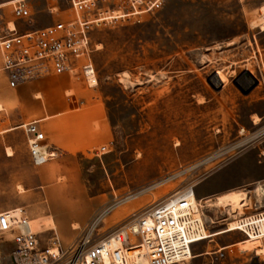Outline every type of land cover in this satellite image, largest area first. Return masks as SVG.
<instances>
[{
  "label": "rangeland",
  "instance_id": "374dc122",
  "mask_svg": "<svg viewBox=\"0 0 264 264\" xmlns=\"http://www.w3.org/2000/svg\"><path fill=\"white\" fill-rule=\"evenodd\" d=\"M262 4L165 0L158 10L95 26L90 57L96 81L89 84L82 73L71 72L81 78L84 99L71 91L64 95L69 109L98 104L111 136L106 153L78 158L67 167L68 175L61 165L33 167L21 129L1 133L11 114L0 101V211L22 208L42 244L59 239L67 245L87 231L93 237L108 234L130 213L189 187L197 201L242 190L250 207L256 198L251 191L257 185L264 191V34L254 25ZM32 5L29 25L18 22L23 28L71 15L67 5L59 4L52 14L44 0ZM217 70L227 78L224 85L211 83ZM246 72L257 82L248 93L252 81ZM7 92L1 73L0 98ZM49 173L54 179L42 182L40 174ZM50 188L72 196L48 198L44 193ZM75 202L82 208L73 207ZM249 212L244 207L243 213ZM204 213L215 222L205 232L215 241L205 240L204 248L236 244L214 263L203 255L185 264H239L254 256L243 234L222 230L236 218L228 209L204 208ZM43 215H52L54 230ZM10 248L1 242L5 262ZM256 262L264 264V256Z\"/></svg>",
  "mask_w": 264,
  "mask_h": 264
},
{
  "label": "built area",
  "instance_id": "2783aa9c",
  "mask_svg": "<svg viewBox=\"0 0 264 264\" xmlns=\"http://www.w3.org/2000/svg\"><path fill=\"white\" fill-rule=\"evenodd\" d=\"M33 1L0 0V72L5 74L11 89L48 71L56 74L79 71L88 80L89 72L95 75L90 57L92 29L158 10L165 0H44L50 14L58 12L60 5H67L70 18H60L44 27L23 28L18 22L29 25ZM259 17L262 18L259 29L264 34V4L259 8ZM16 129L26 135L33 167L56 158L47 151L44 133L36 123H22ZM99 148L98 153H106L107 147ZM158 185L152 184L146 191ZM261 191L259 194L253 191L255 201L250 207L245 206L250 212L238 214L233 220L232 231L259 242L257 248L262 253L257 248L252 250V262L264 256V191ZM193 194L192 187L170 194L147 209L130 213L108 234L93 237L87 231L67 245H62L59 239L42 244L23 210L18 220L8 209L0 211V249L1 242L11 245L6 256L8 262L0 256V264L185 263L191 259L193 246L209 239L204 232L209 231L213 220L212 217L207 220L204 207L193 204ZM136 195L119 200L126 202ZM232 248L219 250V258L224 250L231 252Z\"/></svg>",
  "mask_w": 264,
  "mask_h": 264
},
{
  "label": "crops",
  "instance_id": "0c3cea01",
  "mask_svg": "<svg viewBox=\"0 0 264 264\" xmlns=\"http://www.w3.org/2000/svg\"><path fill=\"white\" fill-rule=\"evenodd\" d=\"M1 73L5 79L6 88L11 92L5 93L8 95L0 98L6 110L8 109L11 114V117L7 120L8 128H16L22 123H36L38 129L44 133L45 143L54 153H57L56 158L44 165L66 167L64 172L68 175L70 174V168L67 167L74 165L78 158L92 156L95 150L109 143L111 132L105 120V113L98 104L69 109L66 103L64 95L66 91L76 94L78 99H84L85 94L80 92L82 88L80 77L74 78L70 75V72L56 74L48 71L37 76L36 79L21 82L17 87L11 89L7 85L5 74L0 72V75ZM91 80H89V84ZM94 80L96 81V79ZM40 178L42 182H48L54 179V175L50 173L46 175L40 174ZM44 194L48 198L72 196L70 191L62 188H50ZM32 197H37V195ZM100 202V200L95 201V207H98ZM71 204L77 210L83 206L81 202ZM48 217L53 222V229L49 227V230H54L56 224L52 215H43L40 219ZM74 227L76 228L77 224H74ZM204 241L193 246L192 253L196 256L193 259L206 255L210 258L211 263H214L215 259H220L219 250L226 248V246H235L236 244L226 243L220 246L216 244V246L210 247L211 249H207L203 246ZM208 241L213 242L215 240L210 238ZM199 249L202 251L194 253L195 250ZM253 258L251 256L246 260H241L239 264H256V261L252 262Z\"/></svg>",
  "mask_w": 264,
  "mask_h": 264
},
{
  "label": "bare ground",
  "instance_id": "6f19581e",
  "mask_svg": "<svg viewBox=\"0 0 264 264\" xmlns=\"http://www.w3.org/2000/svg\"><path fill=\"white\" fill-rule=\"evenodd\" d=\"M262 24V18L260 17L259 19L255 20L254 21V25L255 26H260ZM12 27V25H11ZM217 73L214 74V76L211 78V83L216 86H221V85H224L226 82H227V78L222 74V72L220 71H216ZM124 75V74H123ZM246 76H248L251 81H252V78L250 77V75H247V74H244ZM88 82L90 79H96V77L91 74L90 72L88 73ZM243 76V75H242ZM238 80V79H237ZM251 84V83H250ZM248 84V85H250ZM247 85V86H248ZM246 86V87H247ZM0 108H2V106L0 105ZM16 128H5L3 130H1V133H5V132H8L10 130H15ZM0 133V134H1ZM47 151L53 155V156H57V153H54L49 146H47ZM7 150V156L8 157H11L13 156V151L10 150V149H6ZM261 186L257 185L253 191L256 192V194H259L261 191ZM252 191V192H253ZM250 197H248L247 193L245 191H242V190H237V191H230V192H227L225 194H222V195H219V196H216L214 198H203L201 199V201H197L194 196L192 197V202L195 206L197 207H204L206 209H212V208H225V209H228L229 210V213L233 215V217H237V214H242L243 211H244V207L247 206L249 204V201H250ZM11 211V215L14 217L15 220H18L19 219V215L21 214V211L23 210L22 208H15V209H9ZM205 217L207 218V220L210 219V217L206 216ZM49 224H52L53 225V222L48 220ZM211 224L215 223L214 220H212L210 222ZM232 224V227H229V225ZM233 221L228 223L227 227L226 228H222V230H229V229H232L233 230ZM210 227V226H209ZM228 228V229H227ZM205 232H210V231H205ZM204 232V233H205ZM233 232V231H232ZM206 235V234H205ZM206 237V236H205ZM246 241H249L250 243L253 244V248L251 249L254 250L256 249L258 246H259V242L258 241H251V240H247L245 239ZM258 251V253H262V251L257 248L256 249ZM193 253H191L192 255ZM196 256H191L190 258H195ZM186 263V262H185ZM185 263H182V262H179L177 264H185ZM142 264H146L145 262H142Z\"/></svg>",
  "mask_w": 264,
  "mask_h": 264
},
{
  "label": "water",
  "instance_id": "95a60500",
  "mask_svg": "<svg viewBox=\"0 0 264 264\" xmlns=\"http://www.w3.org/2000/svg\"><path fill=\"white\" fill-rule=\"evenodd\" d=\"M246 74L249 75L248 72H246ZM250 77H251V76H250ZM251 78H252V77H251ZM256 83H257L256 80H253V81H252V84L247 86V89H248V90H247L246 92H247V93L250 92V91L252 90V88L256 85ZM240 90H243V89L240 88ZM243 91H245V90H243ZM254 261H256V260H254Z\"/></svg>",
  "mask_w": 264,
  "mask_h": 264
}]
</instances>
